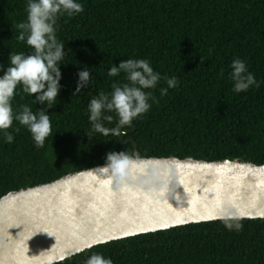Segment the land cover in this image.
I'll return each instance as SVG.
<instances>
[{
	"label": "trees",
	"instance_id": "1",
	"mask_svg": "<svg viewBox=\"0 0 264 264\" xmlns=\"http://www.w3.org/2000/svg\"><path fill=\"white\" fill-rule=\"evenodd\" d=\"M84 12L57 21L65 44L61 90L47 109L52 135L41 149L14 122V141L0 135V198L11 191L52 182L63 175L106 163L109 151L139 158L240 160L264 164V0H79ZM26 0H0V65L10 53L31 49L17 41L26 20ZM244 60L261 83L232 91L230 65ZM147 59L178 87L161 96L152 90L149 111L122 126L120 134L91 132L88 104L125 75L108 77L113 65ZM90 71L88 88L73 95L77 73ZM2 74V73H0ZM35 98V95L32 97ZM32 103L18 87L12 106ZM108 128L117 127L114 112ZM91 133V134H89ZM240 223L239 231L226 223ZM100 254L113 264H264V219H229L188 224L94 246L56 264H86Z\"/></svg>",
	"mask_w": 264,
	"mask_h": 264
},
{
	"label": "water",
	"instance_id": "2",
	"mask_svg": "<svg viewBox=\"0 0 264 264\" xmlns=\"http://www.w3.org/2000/svg\"><path fill=\"white\" fill-rule=\"evenodd\" d=\"M0 198V264H56L94 246L188 224L264 219V164L139 158Z\"/></svg>",
	"mask_w": 264,
	"mask_h": 264
},
{
	"label": "clouds",
	"instance_id": "3",
	"mask_svg": "<svg viewBox=\"0 0 264 264\" xmlns=\"http://www.w3.org/2000/svg\"><path fill=\"white\" fill-rule=\"evenodd\" d=\"M82 12L84 5L79 0H26V20L15 26L19 30L16 39L24 42L31 52L27 55L25 52L10 53L7 66L0 65V135L5 143L14 141L9 129L19 131L18 128L13 129L14 122L27 129L37 149L43 148L46 139L52 135V123L47 109H51L57 102L62 79L60 65L66 54L65 44L57 38V21L61 16L73 17ZM230 68L234 93H244L250 88L261 86L262 82L249 71L244 60L234 58ZM121 73L125 75L127 83L114 82L110 92L101 91L90 100L88 119L91 132L105 136L120 134L122 126H130L134 119L149 111L150 101L154 99L152 90L157 88L161 80L166 83V87L159 89L161 96L167 95L169 89L179 85L176 76L162 77L147 59L123 60L118 66L113 65L108 69L107 76L117 77ZM77 77L73 95L88 88L92 78L87 67L79 71ZM18 87L31 97L32 103L46 107L34 112L28 104H24L18 111H14L12 101L17 95ZM111 112L116 114L118 120L117 127L110 129L103 122L113 120V116L105 115ZM130 159L123 151H109L106 153L105 165L89 171L106 173L112 169L120 172ZM225 226L237 231L243 228L238 222L226 223ZM86 264H113V261L100 254H93Z\"/></svg>",
	"mask_w": 264,
	"mask_h": 264
}]
</instances>
